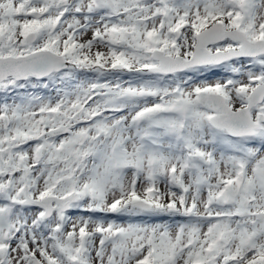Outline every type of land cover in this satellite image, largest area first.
<instances>
[{
	"label": "snow or ice",
	"instance_id": "6c2138e0",
	"mask_svg": "<svg viewBox=\"0 0 264 264\" xmlns=\"http://www.w3.org/2000/svg\"><path fill=\"white\" fill-rule=\"evenodd\" d=\"M0 264H264V0H0Z\"/></svg>",
	"mask_w": 264,
	"mask_h": 264
},
{
	"label": "flooded vegetation",
	"instance_id": "af4514ba",
	"mask_svg": "<svg viewBox=\"0 0 264 264\" xmlns=\"http://www.w3.org/2000/svg\"><path fill=\"white\" fill-rule=\"evenodd\" d=\"M0 95H2V94H0Z\"/></svg>",
	"mask_w": 264,
	"mask_h": 264
}]
</instances>
